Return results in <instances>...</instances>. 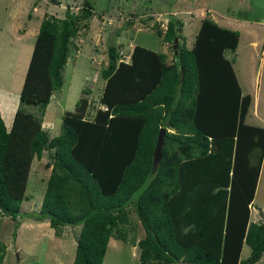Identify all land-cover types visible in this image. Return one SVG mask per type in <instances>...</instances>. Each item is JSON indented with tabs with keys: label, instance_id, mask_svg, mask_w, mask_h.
Masks as SVG:
<instances>
[{
	"label": "trees",
	"instance_id": "16d2710c",
	"mask_svg": "<svg viewBox=\"0 0 264 264\" xmlns=\"http://www.w3.org/2000/svg\"><path fill=\"white\" fill-rule=\"evenodd\" d=\"M92 15L83 0L78 14L66 8L63 17L39 21L8 129L0 116V213L19 216L30 161L47 150L42 199L28 216L47 219L56 236L62 226L80 225L71 264H101L110 237L129 242L130 210L143 229L131 241L137 264L255 263L264 252V217L249 221V208L264 127L245 123L250 96L241 94L232 60L222 56L234 51L237 32L203 17L188 48L182 20L171 16L163 31L152 26L172 44L170 62L137 44L119 59L118 47L109 45L93 117L86 118V97H78L49 137L40 117L61 87L70 36ZM160 128L163 143L151 171ZM243 244L249 253L240 259ZM3 255L0 242V264Z\"/></svg>",
	"mask_w": 264,
	"mask_h": 264
},
{
	"label": "rangeland",
	"instance_id": "374dc122",
	"mask_svg": "<svg viewBox=\"0 0 264 264\" xmlns=\"http://www.w3.org/2000/svg\"><path fill=\"white\" fill-rule=\"evenodd\" d=\"M93 15L82 19L75 33L69 38L66 63L61 71L62 84L53 90L40 117V125L49 137L59 132L61 115L72 111L78 97H86V118L91 119L99 106V96L104 80L100 69L106 66L109 45L118 47L119 59L127 60L134 44L165 53L167 62L172 56V44L164 43L154 31V24L163 31L171 16L182 20L181 34L186 47L192 44L197 32L199 17L206 12H194L195 6H207L230 24L216 21L224 29L234 30L238 40L234 51L224 49L222 56L232 60L231 66L242 94H249L250 101L245 123L264 126V0H89ZM83 0H0V116L7 129L11 124L10 113L18 106V93L22 84L38 24L45 15L63 17L64 10L78 14ZM22 6V9H21ZM22 17L19 18V15ZM205 14V15H204ZM214 18V16H213ZM212 19V18H211ZM213 20V19H212ZM201 21V20H200ZM25 29L27 34L19 41L11 29ZM256 40L253 44L250 41ZM250 45L255 46L254 49ZM88 89V93H82ZM26 109L37 113L34 107ZM4 124V125H5ZM51 157L44 150L40 158L32 157L27 172L24 199L16 220L0 213V242L4 245L1 264H71L75 238L80 225L61 227V238L49 227L47 219L34 220L28 214L39 208L50 170ZM137 190L134 196L137 194ZM264 156L250 206L249 221L260 222L264 217ZM126 233L129 242L118 240V245L106 246L101 264H137L136 252L131 241L143 236L135 213L129 212ZM18 223V226H15ZM125 229V228H124ZM60 236V235H59ZM135 244V243H134ZM249 247L242 245L240 259L247 257ZM263 257L253 264H264ZM261 255V256H262Z\"/></svg>",
	"mask_w": 264,
	"mask_h": 264
},
{
	"label": "crops",
	"instance_id": "0c3cea01",
	"mask_svg": "<svg viewBox=\"0 0 264 264\" xmlns=\"http://www.w3.org/2000/svg\"><path fill=\"white\" fill-rule=\"evenodd\" d=\"M210 3H207V6L205 5L204 6V3H203V5H201V6H195V9H194V12L195 13H197V12H201V11H204V12H206L207 13V15H209L210 16V19L212 20V21H214L215 23H216V21H219L220 20V22L221 23H223V24H229V22H230V24L232 23L231 21H227L228 19H226L223 15H221V14H219V13H216V12H214L211 8H210ZM21 9H22V6H21ZM205 15V14H204ZM213 16H214V18H213ZM22 17V14L21 15H19V18H21ZM204 17H206V16H204ZM203 17H199V22H200V20L202 19ZM209 18V17H208ZM198 27H199V24H198ZM11 31H12V34H16L15 36H16V38L18 39L19 38V41L27 34V30H25V29H23V30H21V32H19L20 30H19V28H17V29H14V28H12L11 29ZM255 42V45H256V40H254V39H252L251 41H250V44H253ZM262 42H264V39L262 40ZM185 46H186V41H185ZM251 47H252V49H254L255 48V46H253V45H250ZM263 50H264V44L262 45V49L260 48V51H262L263 52ZM237 80V79H236ZM237 83H238V81H237ZM238 86H239V84H238ZM239 88H240V86H239ZM0 92H5L4 90H1ZM240 92H241V94H242V91H241V88H240ZM242 95H244V94H242ZM249 95V94H248ZM250 96V101H255V98H256V95L254 96V98L251 96V95H249ZM48 105V104H47ZM46 105V106H47ZM249 105H250V103H249ZM249 107V106H248ZM46 108V107H45ZM247 111H248V109H247ZM247 111H246V113H247ZM13 113H14V111H13ZM13 113L11 112L10 113V117H9V119H8V121L10 122L11 120H12V116H13ZM246 116V115H245ZM2 120H3V118H2ZM11 123V122H10ZM4 124H5V122H4ZM5 126H6V124H5ZM10 126V125H9ZM6 127H8V126H6ZM262 127H264V126H262ZM263 156H264V152H263ZM262 161H263V158H262ZM261 165H262V162H261ZM261 165H260V168H261ZM259 171H260V169H259ZM258 176H259V173H258ZM264 216V215H263ZM62 236H61V234H60V236H57V238H56V240H55V245H56V243H59V241H61L62 240V238H61ZM118 240L119 239H115V238H112V237H110L109 239H108V242H107V244L108 245H118ZM138 240V239H137ZM136 240V241H137ZM121 241V240H120ZM131 247H133L134 248V250H135V247H136V252H137V250H138V248H137V246H136V244H132V246ZM139 252V251H138ZM136 254H139V253H136ZM263 254H264V252H263ZM262 255V254H261ZM263 257V255L259 258V260L261 259Z\"/></svg>",
	"mask_w": 264,
	"mask_h": 264
},
{
	"label": "water",
	"instance_id": "95a60500",
	"mask_svg": "<svg viewBox=\"0 0 264 264\" xmlns=\"http://www.w3.org/2000/svg\"><path fill=\"white\" fill-rule=\"evenodd\" d=\"M173 41L175 43L176 39H174ZM173 53L176 55L177 51L174 49ZM174 60H175L176 66H178V64H179L178 63V57L175 56ZM163 135H164V129L160 128L159 131H158V135H157L156 142H155V145H154V148H153V152H152L151 171L156 167L157 162L159 160L160 148H161V145L163 143Z\"/></svg>",
	"mask_w": 264,
	"mask_h": 264
},
{
	"label": "clouds",
	"instance_id": "9594fccd",
	"mask_svg": "<svg viewBox=\"0 0 264 264\" xmlns=\"http://www.w3.org/2000/svg\"><path fill=\"white\" fill-rule=\"evenodd\" d=\"M252 202V201H251ZM250 206H251V204H250ZM249 215H250V208H249Z\"/></svg>",
	"mask_w": 264,
	"mask_h": 264
}]
</instances>
